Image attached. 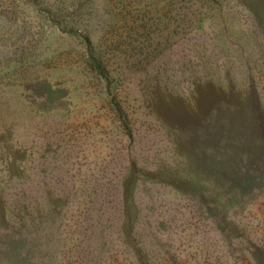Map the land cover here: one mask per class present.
<instances>
[{
    "label": "rangeland",
    "instance_id": "1",
    "mask_svg": "<svg viewBox=\"0 0 264 264\" xmlns=\"http://www.w3.org/2000/svg\"><path fill=\"white\" fill-rule=\"evenodd\" d=\"M0 264H264V0H0Z\"/></svg>",
    "mask_w": 264,
    "mask_h": 264
},
{
    "label": "trees",
    "instance_id": "2",
    "mask_svg": "<svg viewBox=\"0 0 264 264\" xmlns=\"http://www.w3.org/2000/svg\"><path fill=\"white\" fill-rule=\"evenodd\" d=\"M98 68H100V69H101V68H102V66H101V65H99V66H98ZM102 75H104L105 77H108V76H106V74H104V73H102Z\"/></svg>",
    "mask_w": 264,
    "mask_h": 264
}]
</instances>
